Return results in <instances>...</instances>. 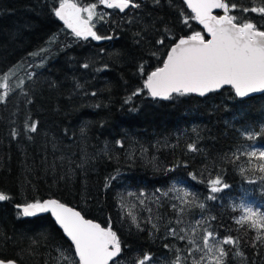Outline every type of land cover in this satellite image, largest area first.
Wrapping results in <instances>:
<instances>
[{
    "label": "trees",
    "instance_id": "16d2710c",
    "mask_svg": "<svg viewBox=\"0 0 264 264\" xmlns=\"http://www.w3.org/2000/svg\"><path fill=\"white\" fill-rule=\"evenodd\" d=\"M137 2L139 9L125 13L102 10L108 22L97 23L96 30L114 39L95 41L78 39L65 28L51 11L56 0H0V73H13L12 91L0 102V191L12 197L0 202V258L57 264L58 250L73 255L48 216L18 217L15 205L36 199H58L102 226L111 221L122 245L118 259L130 261L142 253L172 258L173 249L185 248L169 237L167 229L179 217L163 192L182 180L189 208L203 204L198 212L208 216L212 231L240 241L241 264H264V244L255 240V230L236 222L231 205L246 199L264 212L263 194L242 184L244 160L237 155L250 143L245 129L254 133L264 124V94L237 100L224 88L200 99L188 95L159 102L145 90L132 96L143 89L139 65L154 70L161 62L151 53L168 50L155 40L200 31L193 19L182 22L191 15L180 0ZM234 2L256 6L252 0ZM233 14L264 25L258 13ZM33 121L37 132H26L25 123ZM192 143L198 151L188 150ZM217 176L229 187L206 198V183ZM133 210L143 230L127 215ZM149 216L158 230L147 222Z\"/></svg>",
    "mask_w": 264,
    "mask_h": 264
},
{
    "label": "snow or ice",
    "instance_id": "6c2138e0",
    "mask_svg": "<svg viewBox=\"0 0 264 264\" xmlns=\"http://www.w3.org/2000/svg\"><path fill=\"white\" fill-rule=\"evenodd\" d=\"M154 3L158 5L160 0H154ZM184 3L194 15L184 16L182 22L188 25L189 18L197 21L203 26V33L195 31L186 36L173 35L155 40L156 45L168 48L167 52L162 54L159 50L151 53L160 60L162 66L146 72L145 65H139L138 71L145 77L143 89L134 91L132 96H138L142 90H147L153 99L169 101L177 96L184 97L191 94L206 97L210 93L224 89L225 86H229L237 98L249 97L254 93H264V25L258 27L250 19L233 14L239 10L244 13H258L264 17V0H258V3L257 0H252V3L256 4L252 7L239 5L234 0H184ZM98 4L107 9L119 10L121 13H125L128 9L141 7L137 0H98ZM98 4L96 2L82 4L79 0H56L51 11L78 39L112 40L113 35L99 34L96 30L97 23L108 22L107 14L97 11ZM217 9L222 10L223 14H214V10ZM170 31V29H165L166 33ZM136 35L140 36V33ZM166 39H171L172 43L166 44ZM136 43L139 44L140 41L137 40ZM161 55H163L162 60ZM82 67L87 69L90 65L84 63ZM104 68H107V65H104ZM29 79H32V74H29ZM0 80H2L0 89L3 90L0 93V102H3L12 89L9 85V75L0 73ZM23 83L24 81L21 80L17 87ZM92 95L96 93L93 92ZM130 100L131 97L125 102ZM28 103H31V100ZM25 131L37 132V122L33 121L30 124L26 122ZM245 131L248 139L255 138L252 132L247 129ZM81 132H84L83 128ZM12 135L15 137L19 133L13 130ZM116 144L121 148L124 147L120 140H117ZM188 150L198 151L197 145L189 144ZM247 156L249 163L253 158L257 161L255 170L264 173V149L250 151ZM192 178L195 179V176L193 175ZM209 184L210 192L213 194L220 192L222 188L229 187L219 176L210 180ZM157 191L161 190L157 189ZM169 191L178 192L179 190L172 187ZM163 195L167 196L168 192H163ZM188 196L189 193L184 192L182 196L178 194L176 199L181 205H189L192 202L187 199ZM215 198L214 195L209 197V199ZM11 199L9 194L0 191V202ZM139 203L143 205L144 200L141 199ZM198 206L204 207L203 204ZM15 207L18 210V217H35L41 213H50L54 217L55 223L62 229L74 249V256L58 250L57 264H119L118 258L122 253V245L117 232L112 228L111 221L107 226H102L100 223L85 218L81 211L58 199L43 201L36 199L33 202L16 204ZM171 207L176 210L177 217H181L186 210L175 203ZM147 211L151 213L152 209L147 208ZM127 215L137 229L143 230L133 211H129ZM147 222L154 230H158V225L153 223L151 216L147 218ZM182 222V219H178L177 225ZM195 223L201 225L202 221L197 220ZM237 223L242 227L247 225L255 230V240L264 244V213L252 207H245L244 214L237 220ZM167 231L177 239L187 241L191 246L183 260L177 255L172 264H185L189 258H191V264H226L230 251L224 246L235 247L240 243L232 236L217 238L214 232L207 228L203 230L200 243L196 240L197 230L194 226H190L191 236L189 231L183 227H169ZM165 247L170 246L166 244ZM196 253L200 255L197 256ZM234 255L242 257L244 254L237 251ZM151 261V254L145 253L142 258L136 260L135 264H150ZM0 264H18V261L0 258Z\"/></svg>",
    "mask_w": 264,
    "mask_h": 264
},
{
    "label": "rangeland",
    "instance_id": "374dc122",
    "mask_svg": "<svg viewBox=\"0 0 264 264\" xmlns=\"http://www.w3.org/2000/svg\"><path fill=\"white\" fill-rule=\"evenodd\" d=\"M97 4H98V1H97ZM106 9V7H104L103 5H99L98 4V7H97V11L98 12H102V10ZM14 69H18L17 68H14ZM13 73H8L7 75H9V79L11 78V75ZM0 82H2V80H0ZM2 89H0V93H2ZM255 138L254 139H250V143L245 147V148H242L240 150L237 151V155L239 157H241L244 162L241 161V171L240 173H242L243 177L241 178V181H242V184L245 185V188H247V190H250V189H255V191L259 194H263L264 196V173H261L259 172L258 170H255V164L257 163V161H255V159L253 158L252 162L249 163V157L247 156V153L250 152V151H253V150H260V144L262 142H264V124L261 126V128L259 129V131L257 132H254L253 133ZM244 163H246L244 165ZM257 173H259L257 175ZM212 180V179H210ZM209 180V181H210ZM209 181L206 183V186H205V192H206V198L210 197V196H216L218 193H220L221 191H224L225 188H222V190L218 193H211L210 192V184H209ZM172 187H175L177 190H179L178 192H172V191H169L170 188ZM164 192H168V195L167 196H164L165 198H171L172 199V203L174 204H177L178 207H184L186 210L185 212L182 214L181 217H179V219H182V223L177 225V220H176V223L174 225V227H183L185 228L186 230L189 231V235L191 236V232H190V226H194L196 227V240L198 243L201 242V237L203 235V230L205 228H207L208 230L212 231L211 229V225H210V220L208 219V216H206L205 214H203V210L200 212H198V204L196 208H194L193 206H196V205H190V208H189V205H181L180 201L178 199H176L177 195H183L184 192H187L188 191L186 190L185 186H184V183L182 180H174L171 182V184H169V186H167V188L164 189ZM264 201V200H263ZM232 207L235 208V210L237 211V218L235 219L236 222L237 220L240 219V217L244 214V208L245 207H252L253 209L257 210V211H260L258 207H253V204H251L248 200H244V199H239L235 202H233L232 204ZM126 207H129V204L126 203L125 205ZM143 205L139 204L138 205V209L140 207H142ZM201 210V209H200ZM134 212V210H133ZM176 212V210H175ZM264 213V212H262ZM197 220H201L202 221V224L201 225H196V221ZM209 223V224H208ZM169 234V233H168ZM183 234V233H181ZM215 234V233H214ZM170 235V234H169ZM216 235V234H215ZM217 236V235H216ZM169 237H173V239H176L178 240L179 242L182 243V248H185L184 249V252L182 253V250L180 251H177L176 249H173L174 253H176L172 258H167L165 256L163 257H152V261L150 262V264H172V262L174 261L175 257L177 255H179L181 257V259L183 260L184 257L187 255V250L189 247H191L187 241H182V240H179L177 239L176 237L170 235ZM217 238H219L217 236ZM226 248V250H229L230 251V255L229 257L226 259V264H241L240 262V257L239 256H236L234 255L235 252H237V249H236V246H232V245H226L224 246ZM145 253H142V254H136L134 255V258L133 260H122V259H118L119 260V264H135L136 260L140 259L143 257ZM197 256L200 255V253H196ZM185 264H191V258H189L188 261L185 262Z\"/></svg>",
    "mask_w": 264,
    "mask_h": 264
},
{
    "label": "water",
    "instance_id": "95a60500",
    "mask_svg": "<svg viewBox=\"0 0 264 264\" xmlns=\"http://www.w3.org/2000/svg\"><path fill=\"white\" fill-rule=\"evenodd\" d=\"M180 2L183 4V6H184V8L186 9V11L190 14V15H194V14H192L191 13V10L190 9H188L187 8V5L184 3V0H180ZM214 14H216V15H222L221 14V10H219V9H217V10H214ZM194 21V24L199 28V30L203 33V26L202 25H200L197 21H195V20H193ZM62 24H63V22L62 21H60ZM64 25V24H63ZM65 28H66V26H65ZM67 29V28H66ZM70 33H71V31L69 30V29H67ZM72 34V33H71ZM205 35H206V33H204ZM73 35V34H72ZM206 38H207V36H206ZM162 66V65H161ZM225 88H229L231 91H232V93H233V95H234V91L229 87V86H225ZM220 91V90H219ZM145 93L147 94V96H148V98L149 99H152V100H155V101H159V102H163V101H165V100H160V99H153L148 93H147V90H145ZM215 93H217V92H215ZM211 94V93H210ZM261 94H264V93H254V94H251L249 97H245V98H237V97H235V95H234V97L237 99V100H243V99H247V98H250V97H255V96H258V95H261ZM191 96H194L195 98H204V97H200V96H198V95H196V94H191ZM46 200V199H45ZM43 201V200H42ZM39 216H48L49 217V219L51 220V222L54 224V226L56 227V229L61 233V235H62V237L68 242V244L70 245V247H71V249H72V253H73V256H74V249H73V247H72V245H71V242L69 241V239L66 237V235L63 233V231H62V229L55 223V220H54V217H52L51 216V214L50 213H41V214H37L35 217H39Z\"/></svg>",
    "mask_w": 264,
    "mask_h": 264
},
{
    "label": "bare ground",
    "instance_id": "6f19581e",
    "mask_svg": "<svg viewBox=\"0 0 264 264\" xmlns=\"http://www.w3.org/2000/svg\"><path fill=\"white\" fill-rule=\"evenodd\" d=\"M222 14V13H221Z\"/></svg>",
    "mask_w": 264,
    "mask_h": 264
}]
</instances>
